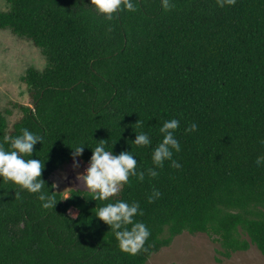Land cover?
<instances>
[{"label": "trees", "instance_id": "trees-1", "mask_svg": "<svg viewBox=\"0 0 264 264\" xmlns=\"http://www.w3.org/2000/svg\"><path fill=\"white\" fill-rule=\"evenodd\" d=\"M5 1L0 30L28 40L45 66L22 77L31 103L13 105L21 116L10 128L0 110V144L21 128L43 136L29 158L45 161L41 178L57 203L44 209L37 194L0 181V264H147L183 232L206 234L225 259L252 245L264 257V166L254 163L264 155V0H172L168 11L136 0L135 12L110 20L89 0ZM172 118L183 166L166 161L151 177L158 129ZM193 119L199 128L186 131ZM140 131L151 140L143 148L130 143ZM99 140L131 151L145 171L110 200L140 205L147 252L119 251L95 218L108 201L81 188L59 201L52 187L51 174L73 162L69 147L85 146L77 161L87 164ZM153 190L161 195L149 203Z\"/></svg>", "mask_w": 264, "mask_h": 264}, {"label": "clouds", "instance_id": "clouds-1", "mask_svg": "<svg viewBox=\"0 0 264 264\" xmlns=\"http://www.w3.org/2000/svg\"><path fill=\"white\" fill-rule=\"evenodd\" d=\"M89 3L98 15L109 20L122 8L131 12L137 10L136 0H89ZM160 3L164 11L174 7L172 0H160ZM179 125V119L172 118L163 121L159 127L161 139L151 151L154 168H148L147 175L157 176V169L162 168L166 161H170L173 167L183 166L182 160L174 158V152H180L182 148L180 139L175 134ZM193 128H199V121L196 119L187 123L186 131H191ZM42 139L41 134L33 133L27 128H21L19 135L5 136L4 141L8 143V147L5 148L3 144H0V181L11 182L20 191L37 194L36 198L41 202L42 208L53 209L57 203L53 195L56 193H50L49 188L45 186V181L41 178L45 161L29 158L32 157L34 145L41 143ZM259 142L264 144V139ZM115 143L108 150L105 147L106 140H99V143L90 149L91 156L86 168L82 173L77 172L75 179L83 186L84 191L90 194L91 200L108 201L102 206L95 207V218L111 229L116 246L121 253L134 256L148 251L145 245L151 235L150 229L144 222L135 219L143 214L137 202L121 199L113 201L110 198L115 197L123 186L129 183L130 177L143 181L145 171L137 170V159L131 151H120L114 154L112 147ZM125 143L129 141L126 140ZM130 143L143 148L150 145L151 140L148 133L140 131L135 133V138ZM69 148L71 149L70 157L73 160L72 166L77 168V160L85 146L77 143ZM254 163L257 167L264 166V155H258ZM68 190L72 189L66 188L59 193L63 197L59 201L70 198ZM160 195L159 190H153L147 198L148 202L152 203ZM16 197L19 199V191ZM69 214L75 217L78 212L69 210Z\"/></svg>", "mask_w": 264, "mask_h": 264}, {"label": "rangeland", "instance_id": "rangeland-1", "mask_svg": "<svg viewBox=\"0 0 264 264\" xmlns=\"http://www.w3.org/2000/svg\"><path fill=\"white\" fill-rule=\"evenodd\" d=\"M6 9V1L0 0V11ZM44 66L45 59L39 49L9 30H0V110L5 114L9 128L21 116L13 105L30 106L31 103L22 77L28 68L41 70ZM77 163V168H73V162H69L51 174L55 191L84 189L75 176L77 172L82 173L87 164ZM218 249V244L206 234L183 232L174 237L170 245L154 253L147 264H264V257L254 245L247 251L232 254L229 259L219 256L216 253Z\"/></svg>", "mask_w": 264, "mask_h": 264}]
</instances>
